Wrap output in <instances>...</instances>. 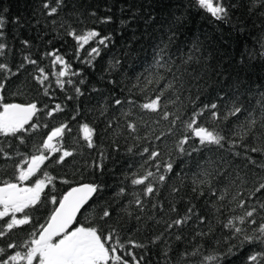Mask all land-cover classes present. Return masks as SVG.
Returning a JSON list of instances; mask_svg holds the SVG:
<instances>
[{
  "label": "trees",
  "instance_id": "obj_1",
  "mask_svg": "<svg viewBox=\"0 0 264 264\" xmlns=\"http://www.w3.org/2000/svg\"><path fill=\"white\" fill-rule=\"evenodd\" d=\"M44 2L0 0V15L5 18L0 43L6 45L0 63L16 73L0 71V83L5 85L0 95L4 103H36L38 108L30 121L37 127L25 126L24 143L0 136V148L10 157L0 153V186L5 181L16 183L17 165L25 167L24 161L38 154L47 135L62 124L70 131L65 130L62 139L53 142L73 155L57 163L62 153H45L49 159L41 170L21 184L31 186L36 179H44V173L53 177L41 194L39 211L26 210L32 222L12 232L0 221V230L7 233L0 237V247L7 250L14 242L17 251H24L31 233L46 224L57 206L51 204L52 196L59 200L72 187L96 184L98 192L73 227L103 226L105 232L115 228L125 248L138 260L143 257L141 264H250V255L264 252V245L258 242L241 243L245 234L252 235V229L264 222V210L259 208L264 190L252 195L264 182V169L258 167L264 163V154L250 149L264 147V140L254 132L244 139L233 133H242L249 119L259 121L264 115L260 95L264 92V7L260 0H223L229 9L227 21L211 17L194 0H64L51 17L45 14ZM51 4L55 6V0ZM105 17L111 21L102 23ZM70 30L78 34L96 30L111 40L105 47L96 43L97 37L77 54ZM91 47H99L101 54L89 65ZM48 52H57L71 72L80 73L61 78L63 88L56 83L61 66H53ZM25 56L36 63H29ZM39 69L48 77L43 83L38 79H42ZM69 79L72 84L67 83ZM77 87L82 95L76 93ZM157 96L158 111L140 108ZM115 99L122 103L116 105ZM233 101L244 109L237 116L213 120L205 111L197 118L198 125L227 138L223 148L203 147L192 137L184 145L185 153L191 155L179 151V141L192 136L185 124L194 111L217 103L218 116L223 117ZM57 104L62 111L49 116ZM130 123L136 127L134 132ZM84 124L94 129L92 148L83 139L80 129ZM232 140L237 142L234 147L229 143ZM144 148L149 152L141 155ZM193 148L201 150L194 152ZM152 151L160 155L149 159ZM247 157L256 163H249ZM98 162L103 163V171L95 167ZM168 163L173 165L171 172L166 171ZM149 171L154 175L145 184H131ZM160 175L165 176L163 182ZM148 184L154 188L151 195L144 192ZM121 188L125 189L122 196L117 195ZM137 198L142 209L135 203ZM242 201L243 208L239 207ZM252 207L257 208V224L241 225L234 219ZM105 208L111 212L106 222L100 220ZM185 216H190L186 223L168 228ZM230 219L245 231L233 234L225 227ZM156 236L161 239L151 243ZM130 239L146 247L133 248L127 244ZM209 256L214 259H206ZM125 258L131 264V257Z\"/></svg>",
  "mask_w": 264,
  "mask_h": 264
},
{
  "label": "snow or ice",
  "instance_id": "obj_2",
  "mask_svg": "<svg viewBox=\"0 0 264 264\" xmlns=\"http://www.w3.org/2000/svg\"><path fill=\"white\" fill-rule=\"evenodd\" d=\"M195 5L202 10H205L218 21H227L229 15L228 6H226L223 0H194ZM261 6L264 7V0H260ZM64 4V0H55V6H52L51 0H45L42 7L46 10L47 16H55L61 6ZM251 11V9H250ZM93 15H95L93 13ZM264 16V12L261 13ZM111 21V17H105L101 22L108 23ZM52 24H56V20L51 21ZM121 23H126L122 21ZM5 26V18L0 15V37L3 36V28ZM63 27V23L60 25ZM70 27V26H69ZM69 35L77 42V54L79 50L84 49L85 45H88L90 41L96 40V43L99 45L107 46V42L111 40L110 36H100V33L96 30H88L86 32L78 34L75 30H70ZM25 45L29 42L24 41ZM264 47V45H262ZM6 48L4 43H0V55H3V51ZM99 47H91L88 51V60L86 63L92 65V61L95 57L100 56ZM47 56H51L53 66L60 65L61 70L56 73V83L58 86L63 88L65 81L61 78L67 77L70 74L73 76L79 75V72H71V66L65 61V59L59 55L57 52H48ZM264 55V53H262ZM24 59L29 63L35 64V60H31L28 56H25ZM20 67H23L21 65ZM0 71L8 72L11 75L12 73L8 65L5 63H0ZM42 79H39L40 83H43L44 80H47L48 77L44 75V70L39 69ZM68 84H72V80H67ZM81 84L84 83L83 80L80 81ZM5 87L4 83H0V90H3ZM171 87V85H168ZM76 93L82 95L81 89L77 87L75 89ZM47 94V92H45ZM260 95L264 97V92H261ZM71 99V97H69ZM199 99V97H197ZM4 97L0 95V136L3 137H16L20 139L21 143H24L23 133L28 129L25 127L28 125L30 128L35 129L36 124H30L32 118L37 114L38 108L36 103L29 104H20V103H4ZM114 103L120 105L122 102L119 99H115ZM195 104V102H193ZM160 97L157 96L155 99L150 100L149 102L143 103L140 105L142 110H148L151 112H156L160 108ZM62 111L61 106L57 104L54 109L48 112L49 116H52L54 112ZM205 111L210 113V116L213 120L222 118L223 120H228L229 117L237 116L241 114L244 109L242 106H237L235 101L232 102V107L228 109L227 113L223 117L218 116V105L217 103L205 104L199 110L194 111L191 119L185 124L186 129L192 134V136H185L181 139L177 145L181 153H185L184 145L188 143L189 139L192 137L198 138L199 144L203 147H209L212 145L223 148V142L227 139L224 135H221L215 130H209L203 125L197 124V118L203 116ZM251 116V113H249ZM164 119L168 118V114L165 113ZM180 117L177 116L176 120H179ZM175 124V120L173 121ZM259 124V128L257 125ZM128 127L134 132L136 127L134 124H129ZM242 133H233V135H240L241 139L247 138L250 133H256V138L264 140V115L261 119L257 121L255 118L249 119L247 124L242 126ZM65 130H69L66 124H62L59 127H56L51 130L47 135V139L43 141L42 150H38V154H34L30 159L24 161L25 167L17 165L18 175L15 176L16 183L13 182H3V185L0 186V221H3L6 224L7 232H12L19 226L28 225L32 222V217L29 212L26 210L39 211L41 206V194L44 192V189L48 184L52 183L53 177L49 176L47 173H44V179H36L31 186H21L23 182L31 180L37 172L41 170V165L49 159L46 152L50 153H62L59 156L57 163L64 162L66 157L73 155L71 151L64 150L62 147L58 146L57 143H54V140L62 139ZM81 132L83 133V139L87 143V147H94L93 136L94 129L91 128L88 124L81 126ZM158 139V138H157ZM229 143L234 147L236 141L232 140ZM245 147H247L245 145ZM200 148H193L192 151L198 152ZM131 152L132 149L129 148ZM251 152H260L264 154V147L256 148L253 147L250 149ZM149 149L144 148L143 153H148ZM0 153L4 157L9 158L8 153L3 151V148H0ZM191 155V153H185ZM235 155L239 156L240 153L236 152ZM160 153L157 151H152L149 155V159H154L159 156ZM248 162L255 164L256 162L251 158L247 157ZM95 167L100 171H103V163H96ZM261 169H264V163L258 165ZM159 168V165H157ZM173 169L172 163L166 165V171L171 172ZM154 173L151 171L141 178H134L131 180L132 185H143L148 177L153 176ZM159 180L163 182L165 180L164 175L159 176ZM68 183V181H64ZM100 186L96 184H81L76 187H72L63 196L58 200L55 196L51 197V204L57 205L50 213L47 218L46 224H41L37 231L31 233V239L26 242L24 245V251H17L16 243H9L7 245V250L4 247H0V264H130L129 259L125 257H131V264H141L143 257L139 260L136 256L129 250L125 248V243L121 242L119 233L115 228L110 229L105 232L103 226H84L79 225L73 227L77 222V215L82 214V210L86 211V205L89 204V201L92 199L93 195L98 192ZM264 190V182H260L258 187L255 188L252 195L255 193H260ZM195 191V189H194ZM145 195H151L154 192V188L151 184H148L144 190ZM125 189L121 188L117 195H123ZM215 194V193H213ZM203 195V192L200 193ZM223 199V196L220 197ZM135 203L138 206H141L142 202L139 198L136 199ZM239 207H244V202L242 201L239 204ZM259 208L264 210V202L259 203ZM175 210V209H173ZM188 212L191 213L192 209H188ZM257 212L256 207H252L251 210H246L243 216L235 217L234 219L243 225L248 224H257V221L254 217V214ZM17 214H23L21 218H18ZM111 216V212L105 208L100 220L105 221ZM251 218V219H249ZM139 219V217H137ZM190 219V216H185L181 219H176L168 225V228L173 226H180L187 222ZM264 221V217H261ZM226 228L232 229L233 234H240L245 231V229L237 226L236 223L230 219ZM252 235L245 234L243 237L244 242L248 243H259L264 245V222L258 224V226L252 229ZM7 233L3 230H0V237L5 236ZM161 239V236H156L153 238L151 243L155 244ZM177 240L180 239L179 236L176 237ZM127 244L131 245L133 248H145L146 245L138 243L133 240H128ZM12 250V251H8ZM166 255V253H165ZM208 260L214 259V257H206ZM250 264H260L261 260H264V252H258L252 254L248 257Z\"/></svg>",
  "mask_w": 264,
  "mask_h": 264
},
{
  "label": "water",
  "instance_id": "obj_3",
  "mask_svg": "<svg viewBox=\"0 0 264 264\" xmlns=\"http://www.w3.org/2000/svg\"><path fill=\"white\" fill-rule=\"evenodd\" d=\"M78 216V215H77Z\"/></svg>",
  "mask_w": 264,
  "mask_h": 264
}]
</instances>
